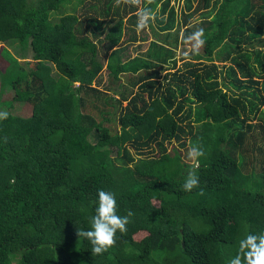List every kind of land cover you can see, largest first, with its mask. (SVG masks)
<instances>
[{
    "label": "trees",
    "instance_id": "obj_1",
    "mask_svg": "<svg viewBox=\"0 0 264 264\" xmlns=\"http://www.w3.org/2000/svg\"><path fill=\"white\" fill-rule=\"evenodd\" d=\"M191 1L144 0L156 19L137 32L115 0H0V264H229L264 232V0ZM100 189L134 215L93 255L77 229Z\"/></svg>",
    "mask_w": 264,
    "mask_h": 264
},
{
    "label": "clouds",
    "instance_id": "obj_2",
    "mask_svg": "<svg viewBox=\"0 0 264 264\" xmlns=\"http://www.w3.org/2000/svg\"><path fill=\"white\" fill-rule=\"evenodd\" d=\"M153 0H148L151 4ZM121 4L131 5L138 9L137 22L135 29L137 32L149 28L150 23L156 19V12L151 7L144 6V0H115V6ZM185 43L192 45V50L196 53L205 44V30L197 28L194 32L183 37ZM9 113L0 111V120L7 119ZM205 152L199 145H193L189 148L187 158L193 162L192 168L186 176L182 188L184 191L191 192L199 188V158L203 157ZM200 194H203L201 190ZM96 200L95 215L91 219V229H77V236L88 240L93 255H102L116 244L117 232L123 234L127 232V225L131 223V217L134 213L129 210L126 215L121 216L118 212L116 194L112 191L98 190ZM229 264H264V232L254 234L247 232L244 238L238 241L236 255L229 261Z\"/></svg>",
    "mask_w": 264,
    "mask_h": 264
},
{
    "label": "rangeland",
    "instance_id": "obj_3",
    "mask_svg": "<svg viewBox=\"0 0 264 264\" xmlns=\"http://www.w3.org/2000/svg\"><path fill=\"white\" fill-rule=\"evenodd\" d=\"M192 9L196 7L197 1L192 0ZM169 4L173 5L174 8L178 11L180 7L183 5V0H169ZM198 17L197 12L194 13L193 18L190 19H196ZM137 21V19H136ZM4 45V47L17 58L19 63L22 65L24 69H31L32 68V62H31V53L28 48L21 49L18 42L15 39L7 40L1 45ZM189 47V46H188ZM179 54L176 56V66H180L181 60L178 58ZM218 66H221V62H216ZM5 61H3L0 58V69L4 66ZM54 74V73H53ZM12 96V90L9 88V86H4L2 91L0 92V105L3 102V100H9ZM2 101V102H1ZM19 113L23 114L24 110L20 107ZM115 151L112 150L110 155H115Z\"/></svg>",
    "mask_w": 264,
    "mask_h": 264
}]
</instances>
